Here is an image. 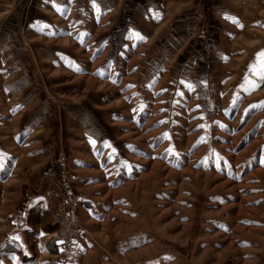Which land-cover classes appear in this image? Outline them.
<instances>
[{
  "label": "rangeland",
  "instance_id": "rangeland-1",
  "mask_svg": "<svg viewBox=\"0 0 264 264\" xmlns=\"http://www.w3.org/2000/svg\"><path fill=\"white\" fill-rule=\"evenodd\" d=\"M260 53L264 0H0V264H264Z\"/></svg>",
  "mask_w": 264,
  "mask_h": 264
},
{
  "label": "built area",
  "instance_id": "built-area-1",
  "mask_svg": "<svg viewBox=\"0 0 264 264\" xmlns=\"http://www.w3.org/2000/svg\"><path fill=\"white\" fill-rule=\"evenodd\" d=\"M53 222L57 224L55 237L64 246L69 247L81 234L83 226L80 216L68 198L63 197L53 213Z\"/></svg>",
  "mask_w": 264,
  "mask_h": 264
},
{
  "label": "snow or ice",
  "instance_id": "snow-or-ice-1",
  "mask_svg": "<svg viewBox=\"0 0 264 264\" xmlns=\"http://www.w3.org/2000/svg\"><path fill=\"white\" fill-rule=\"evenodd\" d=\"M261 57H264V53L259 54ZM259 85H254V87H258Z\"/></svg>",
  "mask_w": 264,
  "mask_h": 264
}]
</instances>
